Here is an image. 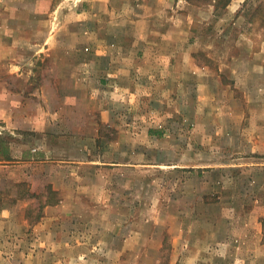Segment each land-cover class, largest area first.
<instances>
[{
    "label": "rangeland",
    "instance_id": "374dc122",
    "mask_svg": "<svg viewBox=\"0 0 264 264\" xmlns=\"http://www.w3.org/2000/svg\"><path fill=\"white\" fill-rule=\"evenodd\" d=\"M100 1L0 0V264H114L99 243L126 239L139 242L121 264H179L183 222L222 231L264 190V149L246 144L264 146V0H145L157 28L179 19L172 48L210 76L173 67L151 84L143 69L119 93L87 61L130 28L134 0L116 5L123 23ZM70 240L88 242L85 260Z\"/></svg>",
    "mask_w": 264,
    "mask_h": 264
},
{
    "label": "crops",
    "instance_id": "0c3cea01",
    "mask_svg": "<svg viewBox=\"0 0 264 264\" xmlns=\"http://www.w3.org/2000/svg\"><path fill=\"white\" fill-rule=\"evenodd\" d=\"M119 1L101 0L99 4L95 2L93 7L99 6L103 8L105 10L104 13L109 12L116 18V22L123 23L121 15L124 11L116 7V5H119ZM147 1L134 0L130 3V7L134 12L133 24L129 25L130 28H116L112 32H106L103 35L100 32V36L112 39L108 44L101 46L98 53L100 56H95L94 60L89 59L90 61H87L89 65L104 71L103 76L107 78L103 82L114 84L118 93L125 91L122 87L124 81L139 84L145 77L144 73L147 69L150 71L154 70L146 74V77H148L146 80L151 84H163L168 71L173 67H193L192 69L194 70L197 68V78L203 83L210 76L209 71L211 70L208 67H201L197 64L192 48H187V44L185 47L172 48L170 39L180 37L181 33H184L179 19L176 20L175 25L166 23L164 25L167 28H157L156 14L161 8L158 11L155 5H153L154 7L149 6ZM182 1L187 2L186 0H175L174 2H178L179 6ZM93 12L91 10L90 18L93 17ZM175 16L179 17V14L176 12ZM119 37L129 39L124 43V41L121 42L119 40ZM102 62H106L104 64L105 67ZM90 66H87V69H90ZM70 67L75 69L77 66L74 64L70 65ZM70 67L68 68L69 70H71ZM143 69H145V72L142 74ZM176 75L173 74L175 80L171 83H181V80H178L182 77L181 74L176 73ZM70 76L72 79H76L77 74L71 72ZM91 76L88 73L83 77L88 80L92 78ZM132 90L135 92L139 89L132 88ZM67 98L69 99V97ZM121 128L119 127L120 130ZM253 143L252 140H247L246 144L248 148L254 149L257 147L260 150L264 149L263 145ZM254 161L256 160L254 159L252 162ZM133 163L130 162L129 164ZM110 164L119 166L117 161ZM255 164L260 166L263 163L260 161ZM84 193H86L85 190ZM245 195H249L251 201L242 208L243 211L241 210L239 215L229 216L228 218L225 215L222 216L227 219L224 220L226 222L222 231L218 225H215L216 222H211L212 224L206 222L205 225H211L212 227H207L205 230H186L185 223L181 224L179 237L182 240L176 241L180 246L179 250H177L178 253L180 255L184 253V255L179 264H264V190L259 188L256 192L250 188L245 191ZM63 206L57 204L52 207H56L55 209L59 210ZM201 209L205 211L208 208L203 207ZM225 224L227 227H225ZM176 225L177 222L173 223L174 227ZM185 233L186 237H184ZM70 242L72 245L68 249L69 257L73 259L83 258L85 260L86 254L83 257L82 255L87 248L88 242L85 240H70L69 244ZM138 242L139 240L130 239L106 240V242L103 241L99 245L101 249L103 247L107 248V245L113 246L114 254L111 255V261H114V264H121L119 261L121 255L130 250H135ZM161 245L162 240H148L146 253L149 251L150 255L152 253L156 254Z\"/></svg>",
    "mask_w": 264,
    "mask_h": 264
}]
</instances>
